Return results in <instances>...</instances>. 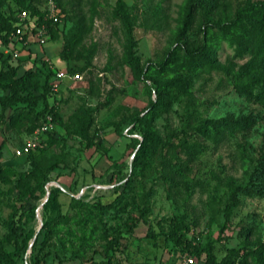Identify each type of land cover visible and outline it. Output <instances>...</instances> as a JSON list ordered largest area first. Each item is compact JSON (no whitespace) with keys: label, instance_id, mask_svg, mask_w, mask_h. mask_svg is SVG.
<instances>
[{"label":"rangeland","instance_id":"374dc122","mask_svg":"<svg viewBox=\"0 0 264 264\" xmlns=\"http://www.w3.org/2000/svg\"><path fill=\"white\" fill-rule=\"evenodd\" d=\"M115 1L60 0L65 21L59 24L57 38L27 53L17 44L8 46V41L2 44L0 40V55L9 57L8 66L17 67L16 75L25 70L42 73L44 69L36 60L40 57L48 70L64 75L56 91H51L47 98L55 113L53 128L59 145L48 148L41 143L38 150L44 157L53 155L59 160V176L56 179L51 174L52 182L47 186L61 189L57 207L61 214L73 219L58 234L65 246L74 248L77 244L68 233L79 235L80 223L85 224L86 230L94 231L82 260L67 262L65 257L56 255L53 246L38 253L40 258L49 251L40 264H87L89 261L180 264L183 258L191 260L188 264H204V254L195 258L173 245L168 234L174 226H181L179 233L198 248L210 245L217 263L229 255L236 264L257 242L264 243V170L258 166V157L264 151V96L260 85L249 79L240 83L216 72L192 73L178 64L161 74L152 73L157 85L165 89L164 104L152 117L158 142L155 152H147L143 158L134 160L135 150L124 149L125 139L140 142V137L137 134L118 137L117 133L128 134L133 116L142 112L150 99H155L156 85L135 80L123 61L125 34L120 21L113 16ZM210 1L200 0L197 6L195 21L185 39L193 46L202 43L197 27L199 20L223 22L236 9L264 4V0H225L223 7L212 8ZM26 2L37 5L39 0ZM122 2L132 27L134 57L140 65L147 60L159 64L170 47L173 20L182 0ZM8 4L15 9L11 0ZM78 20L82 24L81 40L71 55L62 59L63 37ZM214 45L212 57L221 64L231 62L233 71L247 61L246 58L234 60L233 48L225 42L216 41ZM14 53L17 58L12 56ZM3 95L5 92L0 90V97ZM41 108L37 104L29 117ZM80 109L90 113L93 122L88 136L95 144L101 143L106 148L104 152L97 148L85 151L78 138L66 133V129L73 128ZM10 113L11 110H6L5 117ZM241 118H253L254 122L232 135L202 137L195 131L206 120ZM29 126L24 123L18 127L19 132L1 131V166L13 167L18 172L29 170L28 159L14 156L27 137L25 129ZM192 146L198 147L199 152L190 154L186 148ZM128 175L129 185L121 192ZM250 183L252 190L260 191L261 195H237V206L228 212L232 191ZM84 193L85 202L98 201L102 209L78 206L71 201V196L79 198ZM117 195L120 198L114 200ZM46 196L47 193L39 202L21 200L14 179L0 184V264H28L27 256L12 255V244L5 240L11 206L21 208L27 227L33 229L35 237L43 222L41 203ZM128 227L133 228L129 231ZM148 227L157 235L155 238L146 236ZM37 240H41V233ZM114 240L119 247L109 252L110 257L104 256L105 243ZM50 244H55L54 238ZM231 251H238L239 256ZM5 255L11 260H5ZM246 264L253 263L247 258Z\"/></svg>","mask_w":264,"mask_h":264},{"label":"trees","instance_id":"16d2710c","mask_svg":"<svg viewBox=\"0 0 264 264\" xmlns=\"http://www.w3.org/2000/svg\"><path fill=\"white\" fill-rule=\"evenodd\" d=\"M11 1L15 9L9 6L8 0H0V40L2 44H7V34L10 32L11 25L15 20L14 14L20 10L26 11L29 17H35L38 24L45 25L49 34V41L57 38L59 26L44 19L40 7L43 0H39V5H32L30 2H26V0ZM203 1L208 2V0ZM210 2L213 4L211 5L212 8L223 7L226 4L225 0H211ZM199 3L200 0H182L181 5L176 11V17L173 20L175 26L172 40L170 47L166 50L164 59L159 64H154L147 60L143 65H140L138 59L132 53L135 42L132 35V27L123 11V2L122 0L115 1L113 16L120 21L125 34V45L123 46L122 54L123 61L128 66L131 76L135 80L145 83L150 82L156 85L153 89L155 99H150L147 107L142 112L136 113L133 116L128 134L122 135L117 133L118 137H128V135L132 134H137L140 137V142L134 138L125 139L127 143H124V149L135 150L134 160L143 158L147 152H155V144L158 142V137L152 128V117L154 111L159 110L164 104L162 101L165 97V89L161 84L157 85L158 82L151 77L152 73L161 74L165 69L169 70L178 64V67L185 68L192 73H221L225 77L240 81V83L244 79L252 80L260 85L261 93L264 96V4H248L236 9L233 15L223 22L206 23L203 20H199L197 27L198 32L202 34V43L199 46H193L185 41V39L195 21ZM56 4L65 16L60 0H56ZM81 35L82 24L78 20L68 35L63 37L60 50V57L62 59L65 55H71L74 46L80 42ZM216 41L225 42L229 47L233 48L234 60L246 58L247 61L240 65L236 71H233V64L229 61L226 64L219 63L212 57V49L215 48L214 43ZM8 58V56L2 57L0 55V90L5 92V95L0 97V133L5 129L19 132L18 127L24 123H28L30 126L25 129V132L29 136L39 127L45 115L49 114L52 117V121L54 122L55 120L53 107L47 103V98L51 94V83L55 80V73L47 69L45 61L41 60L40 57L36 60L39 61L40 66L44 69L42 73L38 74L31 70H25L21 75H16L17 67L12 68L8 66ZM243 93H245L244 89ZM39 103L42 105V108L33 113L32 117H29L30 113L33 112V108ZM6 110H11L10 115L7 117L4 115ZM92 122L93 119L90 113L80 109L73 128L66 129V133L78 138L84 144L85 151L97 148L104 152L106 148L101 143L95 144L88 136ZM253 122V118L206 120L200 123L195 131L202 137L224 134L232 135L234 132L246 129ZM40 143L46 144L48 148H57L59 137L55 134L54 130L46 132L41 135ZM2 146L3 140L0 141V153ZM186 149L190 154L199 152V148L194 146L187 147ZM35 152L37 154L33 155ZM42 154L36 148L26 156H23L28 159V171L18 172L13 167L0 165V184L4 185L14 179L20 190L21 200L39 202L43 199L45 193H47L44 202L41 203L43 222L35 237H33V229L27 227L21 208L11 206V212L6 221L8 233L5 236V240L10 241L12 244V255L18 258L27 256L28 264L43 263L44 258L49 255V251L46 250L42 253L41 259L38 258V253L53 246L56 255L61 256V258L65 257L67 262L82 260L94 231L92 228L86 230L85 224L79 222V235H75L74 232L68 233L77 244L74 248L65 246L58 234L73 219L68 214H61L57 207V196L62 193L61 189L59 187L47 186L52 182L50 178L51 174H55L56 179L59 176V160L53 155L44 157ZM258 159V166L264 170V151L259 155ZM125 177V185L121 189V192L130 182V176ZM251 185L252 183L249 186L237 187L232 191V204L228 207V212L237 206L235 198L237 195L246 197H251L252 194L261 195L260 191L256 189L253 191V187H250ZM119 195L114 200H118L120 198ZM85 197L84 193L79 198L71 196L70 199L78 206L84 205L98 211L102 209L98 201H93L90 204L84 201ZM106 206L109 207V205ZM132 228L128 227V230L131 231ZM180 228L181 226H174L168 234L173 239V245L178 247L180 252L191 254L195 258H199L204 254V264H234L229 255H226L220 263H217L211 254L210 245L198 248L184 234L179 233ZM40 233L41 240L38 241L37 237L40 236ZM146 236L155 238L157 235L152 233V230L148 227ZM51 238L55 240L54 245L50 244ZM118 247L119 243L117 240L106 242L103 248L104 256L110 257L109 252ZM231 253L236 257L239 256L238 251H231ZM247 258L253 264H264V243L257 242L254 249L247 250L242 260L236 264H246ZM4 259L7 261L11 260L8 255H5ZM87 264L94 263L89 261Z\"/></svg>","mask_w":264,"mask_h":264},{"label":"built area","instance_id":"2783aa9c","mask_svg":"<svg viewBox=\"0 0 264 264\" xmlns=\"http://www.w3.org/2000/svg\"><path fill=\"white\" fill-rule=\"evenodd\" d=\"M44 19L52 24H61L64 20V14L60 11L56 4V0H43L41 5ZM14 21L11 30L7 34L8 46L12 44L19 45L22 49H27L30 45L44 47L49 41V34L44 24H38L35 17H29L28 13L20 10L14 14ZM17 58V53L12 55ZM63 73L55 74V80L51 83V91L55 92L58 84L63 78ZM53 121L51 115L47 114L38 128H36L29 136L25 138L20 149L14 151L15 157L26 156L31 151L40 147V137L46 132L53 131ZM191 260L183 258L180 264H188Z\"/></svg>","mask_w":264,"mask_h":264},{"label":"crops","instance_id":"0c3cea01","mask_svg":"<svg viewBox=\"0 0 264 264\" xmlns=\"http://www.w3.org/2000/svg\"><path fill=\"white\" fill-rule=\"evenodd\" d=\"M36 47L39 48L38 46L30 45L27 49H24L23 51H26V53H27L28 50H30V49L32 50V48H36Z\"/></svg>","mask_w":264,"mask_h":264}]
</instances>
